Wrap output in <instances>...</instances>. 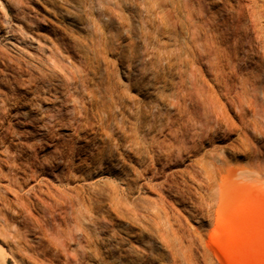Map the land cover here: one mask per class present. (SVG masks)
Instances as JSON below:
<instances>
[{"label": "rangeland", "instance_id": "374dc122", "mask_svg": "<svg viewBox=\"0 0 264 264\" xmlns=\"http://www.w3.org/2000/svg\"><path fill=\"white\" fill-rule=\"evenodd\" d=\"M76 1L75 6H71L68 0H0V264H108V253L102 246L101 234L94 225L88 224L85 216L83 218L86 215L85 202L88 205L93 202L90 201L94 197L93 189L84 181L73 184L83 161L87 157L89 159L91 153L98 154L99 148L108 141L112 155L109 163L131 176L139 177L144 186V196L159 199L160 204L164 201L173 229L184 226L185 234L181 233L183 237L177 239V244L185 250L188 246L192 247L189 251L193 254V264H226L229 258L234 264H264V169L258 178L250 177L249 173H242L246 168L245 157L238 154L236 158L232 152L223 150L222 147L229 142L239 146L235 139L236 132L227 136L224 133L228 131L224 128L204 142L205 160L212 162L214 157H219L220 161L227 159L232 163L228 165L231 168L226 167L225 171L228 170L218 184L217 199L212 201L213 206L209 208L211 213L205 216L197 211L192 215L188 193L180 192L183 193H179L182 195L180 197L174 191H169L164 185L165 174H154L162 168V164L152 161L150 147L143 135L144 149L134 151V156L129 143L116 140L117 126L113 123L109 125V130L115 138L113 141L105 139L102 132L106 115L92 109L90 95L85 93L88 85L93 90L97 89L96 83L87 82L86 58L93 44L99 46L97 43L102 38L109 51L108 57L112 60L118 57L120 51H128L136 46L137 53H149L148 57L139 60L142 68H147L148 76L155 71L151 64L156 56L174 58L173 68L169 72L165 68L168 59L162 62L169 84L167 89L163 87L164 83L155 88L150 86V91L158 99L155 104L158 107L149 115L160 112L162 124H169L178 118V114H182L186 123L190 113L184 107L181 111L174 107L171 103L176 100L169 96L168 91L172 84L178 86L180 70L185 69L190 79L195 80L188 58L179 51L182 41L179 35L165 29L161 34L157 32L158 29L150 22L145 0ZM217 1L194 0L193 3L197 11L199 4L204 3L213 26L221 23L227 14L220 12L214 15L218 8L210 4ZM225 1L228 7L235 2ZM55 4L65 10L61 13ZM124 18L131 25L130 30L122 28ZM42 33L49 38L45 41L40 38L38 42L32 40V36ZM184 35L185 49L187 46V50L194 48L191 35ZM213 36H216L215 31L203 30L199 35L201 41L196 45L204 43L207 47H199L201 50L212 49ZM203 70L209 85L218 89L216 72L207 66ZM50 79L64 92L63 98L54 107L49 106L50 99L54 100L53 92L45 87ZM141 93L139 96L146 102ZM164 97L168 99L170 107L160 105ZM23 103H28V109L35 116H43L42 125L29 117L20 116ZM140 106L144 110H151L143 103ZM136 110V106L130 104L122 107L125 118L129 119L127 130L137 122ZM231 112L233 116V110ZM30 124L35 127V133H29L27 125ZM155 126L156 131L151 133L153 138L164 139L166 133L161 123H155ZM190 159L186 155L175 165L180 170H186V173L181 172L175 177L183 190L185 183L195 187L188 174V171H193L191 164L194 161ZM67 161L73 166L69 168ZM110 164L105 165L112 167ZM215 164L220 166V163H214L215 169ZM262 164L264 166V161ZM102 168L106 169L105 166ZM103 176L100 188L111 193L109 181L117 182L116 178L113 175ZM201 193L207 195L202 190L196 195L200 197ZM218 229L225 234L217 241L225 259L210 246V239ZM184 264H188L187 258Z\"/></svg>", "mask_w": 264, "mask_h": 264}, {"label": "bare ground", "instance_id": "6f19581e", "mask_svg": "<svg viewBox=\"0 0 264 264\" xmlns=\"http://www.w3.org/2000/svg\"><path fill=\"white\" fill-rule=\"evenodd\" d=\"M203 1L208 2L209 0ZM234 1L230 7L225 0H218L210 4L214 8H218L214 15H218L220 12L227 13L221 23L213 26L210 15L207 14L206 7L202 2L197 11L193 6L194 0H145L152 25L158 29V33L165 29L167 32L171 31L179 35L182 40L179 51L184 53L188 58V63L194 69L192 71V75L195 77L194 81L190 79L185 69L180 70L178 86L174 87L172 84L168 90L169 96L176 100L171 104L180 111L184 107L190 113L186 123L183 122L182 114H178V118L169 124H162L160 112L158 115H149V112H153L158 107L155 106L158 99L150 91V86L155 88L156 85L162 83H164L163 87L165 88L169 86L165 68L168 72L173 68L174 58L166 57L168 59L167 66L164 68L162 62L166 59L161 55L156 56L151 64V68L153 67L155 71L148 76L146 74L147 68H142L139 60L144 56L148 57L149 53L145 55L137 53L136 46H132L128 51H120L118 57L112 60L108 57L107 45L101 38L97 43L99 46L95 47L93 44L91 53L88 51L90 55H86V66L89 73L87 82L88 84L96 83L97 89L93 90L88 85L85 93L90 95L92 109L96 113L100 112V115H106L103 136L107 140H114L115 136L109 130V125L113 123L117 126L118 138L116 140L120 139L121 142L129 143L134 156V151L140 152L141 149H144L141 140V135H143L145 142L150 147L152 161L162 164V168L154 174H165L164 185L169 191H174L180 197H182L180 194H183L180 192L188 193V198L192 204V215L196 214L197 211L203 212L205 216L211 213L209 208L213 206L212 201L217 199L215 197L219 193L218 184L222 181L223 174L228 170L225 171L226 167L232 163L227 159L220 161L219 157L214 156L213 163L205 160L206 152H203V144L210 140L213 134H219L224 128L228 131L224 135L230 136L236 132L235 139L239 142V146L229 142L222 148L232 152L234 157L238 154L245 157L246 168L242 173H249L248 176L258 178L264 169L262 164L264 161V0ZM75 3H77L76 0H68V4L71 6H75ZM56 9L61 13L65 10L59 5H56ZM124 19L126 20L123 22L122 28L130 30L129 21L127 18ZM203 30L215 31L216 33V36L211 38L214 47L210 50L199 48L207 47L204 43L196 45L201 41L199 35ZM184 33L191 35V44L195 45L194 48L190 47V50H187L189 47L187 46L185 49ZM0 36L2 37V34ZM4 37L7 38L6 35ZM40 38L45 41L49 36L46 33L32 36L33 41L38 42ZM4 59L6 60V57ZM10 59L12 58L10 57ZM204 66L209 67L212 72H216L218 89L209 85L210 82L208 83L204 78ZM44 77H46L45 74ZM19 84L18 82V86L21 85ZM45 87L48 91L53 92L52 98L54 100L50 99L49 106L55 105L63 98L62 88L60 89L53 80H48ZM140 93L147 99L146 102H143L139 96ZM168 102V99L164 97L160 105L170 107ZM28 103L22 104L21 109L23 111L20 116L29 117L36 124L41 123L42 125L43 116H35L28 109ZM142 103L151 110L142 109L140 106ZM128 104L136 106L135 118L137 122H134V127L127 130L126 123L129 119L125 118L122 107H126ZM158 122L161 123L162 130L166 133L164 139L153 138L151 134L152 131H156L154 125ZM63 124H65L64 121ZM72 124L70 125L73 126ZM27 129L31 133L34 132L35 127L30 124V126L27 125ZM107 143L101 149L99 148L98 154L91 153L88 155L90 156L89 159L87 157L82 165L79 164V177L77 176L73 181V184L84 181L93 189L94 197H91L90 201L93 200L94 204L97 205L93 206V202H90L91 205L86 204V202L85 204L82 203L86 210V215H83V218L85 216L89 221L88 224L94 225V228L98 229L101 234L102 246L108 253L106 254L109 259H107L109 261L107 263L184 264L187 258L188 264H193V254L189 251L192 247L188 246V249L185 250L177 244V239L183 237L181 233H184V226L179 225L180 229H173V224L169 223L171 222L170 216L164 201L160 204L159 199L144 196L142 191L144 186L139 181V177L131 176L109 163L112 155L109 153L111 150ZM186 155L191 158L190 161H194L191 164L193 171H188V174L195 187H190L188 183H185L183 190L175 177L181 172L186 173V170H180L175 165L179 160H183ZM67 162L69 168L73 166L71 162ZM214 163H220V166L217 167L215 164V169ZM105 164H110L112 167ZM191 165L189 164V166ZM102 166H105L106 169ZM103 175H107V177L113 175L116 178L117 182L109 181L111 193L100 188ZM72 186L74 187V185ZM200 190L205 191L207 195L203 196L201 193L198 197L196 193ZM221 193L223 194V192ZM77 202H79L78 199ZM224 236V231L218 229L210 239V246L222 259L225 258L219 250L217 241H220ZM227 260L226 264H234L231 258Z\"/></svg>", "mask_w": 264, "mask_h": 264}]
</instances>
